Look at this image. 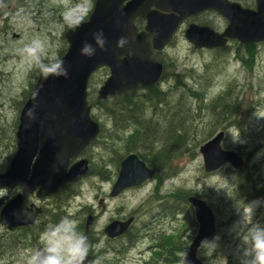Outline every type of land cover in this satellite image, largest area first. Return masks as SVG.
Wrapping results in <instances>:
<instances>
[{
	"label": "water",
	"instance_id": "95a60500",
	"mask_svg": "<svg viewBox=\"0 0 264 264\" xmlns=\"http://www.w3.org/2000/svg\"><path fill=\"white\" fill-rule=\"evenodd\" d=\"M260 2L262 0H259L257 14L250 16L249 11H241L223 0H96L88 20L65 33L69 48L60 59L68 70V77L49 76L45 79L41 75L26 102L18 128V151L10 168L0 173V188L21 186L24 191H31L40 185L41 191H54L89 172L87 158L77 160L70 167L69 161L77 157L101 130L99 122L91 116L93 106L88 100L89 78L98 68L109 66L112 72L99 89L101 99L135 89L139 84L146 86L154 83L163 73V64L156 58L155 52L173 40L185 19L207 8L221 11L230 23L221 33L210 26L190 24L186 35L195 46H224L233 38L245 42L264 39V4ZM153 6L162 9L151 11L149 8ZM138 17L146 20L142 31L135 23ZM98 30H103L108 50L97 48L96 54L91 57L82 55L81 48L85 42L95 46L93 33ZM120 37L129 38L128 47L117 48ZM129 48L134 53L131 56L128 55ZM30 110L34 112L35 119L29 117ZM224 136L225 131L221 130L200 147L206 171L226 163L235 169L244 167L241 154L222 147ZM41 140V157L28 178L31 160ZM154 173L138 154H129L120 165L113 194L143 182ZM190 201L196 208L199 230L186 252L187 264H209L197 256V249L215 231V216L203 199L193 196ZM16 204L21 205V202ZM16 204L12 209L7 206L3 210L1 223L12 226L16 220L20 221L21 213H16ZM131 221L132 218L125 222L114 221L107 226L106 232L115 236L121 232V224L128 226ZM89 226L90 218L87 229Z\"/></svg>",
	"mask_w": 264,
	"mask_h": 264
},
{
	"label": "rangeland",
	"instance_id": "374dc122",
	"mask_svg": "<svg viewBox=\"0 0 264 264\" xmlns=\"http://www.w3.org/2000/svg\"><path fill=\"white\" fill-rule=\"evenodd\" d=\"M75 2L76 0H72V3ZM48 3L50 8L47 12V18L50 19V27L52 25L53 28H56V25L52 24V20H55V18L59 19V12H64V8L63 6L58 5L55 0H49ZM93 3L94 0H92V8ZM55 6L57 7L55 8ZM195 22L203 24L209 23L210 25H222L223 23L218 16L212 14L201 15ZM38 23L42 30H45L42 18L39 16L34 17L33 29L30 30L26 38H31L33 36L32 33L36 32L37 27L39 26L37 25ZM66 29L67 27L65 30ZM184 29L185 27L180 31L172 46H168L165 49V56L170 57L171 63L169 69L165 72V76L156 82L159 89L164 91V95H161V97L164 100H167V103L161 105L162 101L159 100V97L153 95L150 98L152 102L146 103L142 101L139 117L135 119V121L128 122L119 127V125L115 126V123L113 122L112 115L114 113L110 108L114 100L118 104H123V95L115 94L114 96L112 95L106 98L108 99V107L110 108L107 107L106 109H103L104 111L101 109L96 110L97 113L102 114V119L106 125L105 136H100L94 144L89 146V154L91 157L89 160L90 163L91 161H97L95 164L96 170L93 173H88L81 178L79 183L65 190V194L70 192L65 203H67L66 205H71V209H68L67 206L63 205H61V209L66 207L65 211L69 210L74 219L77 218V215H80L83 220H86L87 209L94 208L99 211L101 208V199L104 197L106 208L101 211L103 216L93 224V236L98 237L99 235L104 234V227L111 219L124 220L126 219V216L131 215V213L138 209L140 206L138 203L141 200V197L149 191H153L155 185L159 182L162 184L167 177L170 178L165 180L161 186L163 191H168V189L173 191H192L191 195H194L197 198L200 197L197 195H201L204 192L217 191L215 198H211L209 202L207 201L210 206L214 203H220L218 204V214H216L217 219H215V231L204 241L207 243L203 247L201 244L197 251L200 252L202 250V254L207 258L206 262L210 264H227L230 260L240 263L238 245H240L241 242L236 236V231L239 223L243 219V208H246L247 205H252L254 208V221L264 224V202L263 199L256 202L255 199H253L250 202L249 195H247L248 192L245 191L242 193L238 190L240 187L239 179L241 175H239L237 173L238 171L231 165L226 163L218 166L212 171H206L200 147L212 137L214 138L218 131L222 129L226 130L223 126L218 127L212 136H206L204 140H201L204 135L195 138L196 140L194 139L189 146L187 139L185 143V151L181 152L170 161L174 173L171 175H165V172L169 170V162L165 170L160 171L161 175H164V178L162 180L160 179L158 183L157 181L152 180L150 183L140 185V187L137 185L129 186L121 190L118 194L110 196L109 199L105 193V191H110L118 177L120 168L119 160L122 157L121 155L130 150L128 148L130 144L126 139L137 124L141 125L138 123L139 119L147 118V124L149 126L148 133L144 135L148 142L144 145L145 139L140 138L137 139V142L135 143L137 146L136 150L139 151V154L143 153V155L146 156L150 153L151 148L160 147L163 142V135H169L171 132L170 130H165V126H161L160 128H157V126L162 124L163 109H166L168 104V92L175 86L174 78L176 77L177 79L179 73L186 75L183 77V80L186 83L204 92L206 98L205 103H208L217 96H223V93L229 90L231 91V97L234 98L233 102L240 103L237 109V118L245 128L251 126L250 133L248 136L242 135L240 126L238 125L234 128L233 132H226V136L221 139V145L225 149L233 150L235 152H237L236 150L240 145L244 151L250 150L251 156L249 157L248 169L251 171L250 174L252 179L257 184V189L262 191L264 188V50L249 55L250 60L246 65H242L240 62V55H242L243 52L237 53L235 51L197 47L190 42L186 35V30L188 28ZM225 30L226 29L215 31L221 33ZM47 41L51 45L50 55L57 57L58 52L56 49L59 48L57 34L54 33V35H49ZM61 42L63 43V39ZM226 69L234 76L231 79V82L223 81L229 79L231 75H225L223 77L217 76L213 78L214 72L217 70L221 72ZM107 76L108 70L104 67L97 69L94 74H92L90 84L95 95L98 96L99 87ZM231 86H233L232 89L230 88ZM115 96H119V99H115ZM171 99L174 100L173 97H171ZM189 102L193 104V107L198 106L196 100L192 98L189 99ZM135 103L136 102L131 103L129 106L130 108L128 109H134ZM11 104L12 107L16 108L15 102V105L12 102ZM93 111L95 112L94 109ZM134 111L135 109L133 112ZM202 115L203 117H197L195 120V125H198L199 127L204 126L208 120L206 111L202 112ZM15 116L16 113L13 109L0 116V123L7 128L6 139H10V135L13 134V130L15 129ZM256 116L262 118L258 119ZM232 120H227L226 124H229ZM125 126L126 128L123 130L122 127ZM151 128L155 130L156 138L155 136H151ZM192 133H194V130H192ZM179 138L180 136H177L176 139L180 140ZM157 139L158 143H151L153 140ZM183 140L184 138H182L181 141L183 142ZM194 141H196L195 144ZM189 148L190 150H187ZM98 162L101 165H99ZM70 189L76 192H71ZM76 193H78L79 196L76 197ZM188 193L184 192L183 194L181 193V196H178L183 197L184 202L177 201L176 203L177 211L180 213H178L174 222L176 224L174 225H180L184 220H189L186 213L181 212L180 209L182 207L189 211H192L194 207L197 218L196 208L194 204L188 200ZM61 194L64 196V193ZM199 199H201V197ZM257 203H259L260 206H256ZM160 211L161 208L155 206L153 211H145L141 213L139 215L140 222L137 225V228L142 229L143 224L149 225L151 222L150 220L159 214ZM233 216L235 218H233ZM63 217H66V215ZM61 219L62 218L60 217V220ZM142 231L144 232V229H142ZM174 233H177V231L170 234ZM191 233L192 228H189L178 238V240L176 239L175 243L168 244L169 247H176L179 241L182 245V249L176 251L174 264H181L182 255L179 254H183L191 245V242L193 241L192 237H190ZM12 246V250H16L17 243L12 242ZM95 247L104 252L106 260L109 261V259H113L114 249L112 247L108 250L101 242L95 244ZM137 249H135L133 253H136Z\"/></svg>",
	"mask_w": 264,
	"mask_h": 264
},
{
	"label": "flooded vegetation",
	"instance_id": "af4514ba",
	"mask_svg": "<svg viewBox=\"0 0 264 264\" xmlns=\"http://www.w3.org/2000/svg\"><path fill=\"white\" fill-rule=\"evenodd\" d=\"M49 1V0H48ZM47 0H0V116L2 114H6L11 109L15 110V129L13 130V134L10 135V139H6L7 135V128L0 123V173L6 172L10 166L13 157L18 151L19 145V134L18 128L20 125V117L26 102L28 101L31 93L33 92L38 79L42 75L39 69H32L28 70L26 65L21 62L20 56L17 54L18 50L23 47V45L29 42L33 37L39 36L46 40L49 39V35H54V33L58 36V45L59 48L56 49L58 52V58L60 59L63 57L68 49V41L65 36L67 30L71 29L64 21L63 12H59L60 16L59 19L55 18L52 20V24L56 25V28H53L52 25L50 27V19L47 18V12L49 11V3ZM227 3H230L236 7H238L241 11L242 10H249L252 14H257L259 10V0H223ZM260 4H264V0L260 2ZM57 6H55L56 8ZM212 14L218 16L221 21H223L222 25H210L206 23L205 25H210L218 31H222L226 29L229 25V20L226 16L214 9L210 8L199 15H197L194 19H198L201 15ZM252 14V15H253ZM42 18V22H44L45 30H42L40 24L37 27L35 33H32L33 36L31 38H26L29 34L30 30L33 29V19L34 17ZM142 20V19H141ZM189 21H185L182 25L181 30L187 26ZM203 24V23H200ZM144 25V23H143ZM141 25V27H143ZM67 29L65 30V28ZM179 30V31H181ZM178 33V32H177ZM63 39V43L61 40ZM169 46H172L170 44ZM168 47V46H167ZM166 47V48H167ZM165 48V49H166ZM161 50L156 52L157 58L164 64V75L166 70H168L170 57L165 56L166 50ZM214 49H221L223 51H235L237 53L243 52L242 56L245 55V60L248 62L250 60L248 50L251 51L253 54L259 51L264 50V39L260 40H253L250 42L242 41L238 38L230 39L224 46L216 47ZM60 56V57H59ZM241 61V58H240ZM242 65H245L243 61H241ZM253 71V66H252ZM225 75H231L230 78H233V74L229 71H216L213 73L214 77H223ZM162 77V78H163ZM161 78V79H162ZM229 78V79H230ZM171 79V78H170ZM175 79V86L171 91H169L168 96V104L166 109H163V120L160 126H165V130H168L169 123L175 120L174 117L178 115L179 105L182 107L184 102L187 99H194L198 106L200 105V100L203 99L201 105L203 110H206V107L209 106L213 101H216L217 98L220 96L215 97L214 99L210 100L208 103H205V96L204 92L196 89V87L189 85L183 80V77H176ZM229 79L223 80L228 81ZM177 83V87H176ZM151 85H156V83L150 84L148 86L140 87L141 89L145 90ZM164 94V91L161 90ZM122 94V93H121ZM177 96V97H176ZM174 98V100L171 99ZM162 99V103L166 104L167 100ZM16 104V108L12 107L11 102ZM113 101V100H112ZM14 104V105H15ZM187 107H193L191 102L187 103ZM223 111L221 114H223ZM113 118V115H112ZM231 121L230 114H227L224 121L223 127L226 128V132H233L234 128L238 126L233 122L226 124V121ZM233 121V120H232ZM235 124V125H233ZM102 126V125H101ZM177 127V126H176ZM251 127V126H250ZM175 127H172L173 130ZM103 129V127H102ZM101 129V132H102ZM170 129V131H171ZM251 129V128H250ZM101 132L95 137V139L91 142L94 144L97 139L101 136ZM173 133L170 132L169 135H163V142L160 147H153L150 149V153L146 155V158L140 157L144 162L147 168L154 170L155 173L150 177L146 178L143 182L139 185H145L150 183L152 180L159 182V180L164 178V175H161L160 171H164L168 163L172 160V158L176 157V149H172L169 151V157L163 163V166H154L151 163V154L155 151H161L168 147L169 142L173 140L172 137ZM194 133L192 130L190 134L187 135V138H193ZM156 138V133H155ZM52 141V140H51ZM157 142V140H153L151 143ZM90 144V145H91ZM38 148L33 155L31 160V166L29 168L28 178H30L31 174L34 172V164L39 160L41 157V148H42V140L37 144ZM89 145V146H90ZM158 145V144H157ZM88 146V148H89ZM189 146V145H188ZM238 148V147H237ZM258 148V147H257ZM236 150V149H235ZM239 154H241L244 158V163L247 160L245 165L246 169L240 168L236 169L240 176V184L238 190L240 192H248L249 201L251 202L255 199V202L263 199L264 202V193L259 194L258 192L261 190L257 189V184L254 182L252 177H248L245 174H250L251 171L248 169V162L249 151H244L242 146L240 145L239 148L236 150ZM83 152V151H82ZM99 155V154H98ZM139 155V154H138ZM140 156V155H139ZM86 157L83 153L79 154L78 157L71 158L69 161V167L76 162L79 158ZM90 159L91 157H87ZM97 161L89 160L90 170L91 173L95 172ZM99 165H101L98 162ZM140 164V163H139ZM229 164V163H228ZM98 165V166H99ZM230 165V164H229ZM142 167V165L140 164ZM151 166V167H150ZM68 167V168H69ZM101 170V169H99ZM120 170V168H119ZM245 170V174L243 172ZM174 173V169L171 166V162L169 164V170L165 172V175H171ZM35 175V174H34ZM170 177L164 179L168 180ZM243 179V180H242ZM251 179L252 182L248 181ZM81 178L69 182L62 187L54 190V191H41L40 185L34 187L31 191H24L23 187L17 186L13 188L2 187L0 188V216L3 210L8 206L10 209L16 204V202H21V205L16 204L17 209L15 210L16 213L20 212L21 217L20 221L12 220V226L8 224H3L0 222V264H25L27 254L40 246L39 239L42 232L45 231L51 225H54L60 221V217L63 216H72V213L69 210H66V207L61 209V205L67 206L68 209H71V205H66L65 201H67L68 193H66L67 188H71L73 185L79 183ZM117 180V179H116ZM163 181V182H164ZM116 182V181H115ZM162 182V184H163ZM244 182V185L242 183ZM115 184V183H114ZM162 184L160 182L155 185L153 191H149L145 195L141 197V200L138 204H140L139 208L136 209L131 215L126 216V219H111L104 227V234L99 235L98 237L93 236V224L95 221H98L103 215L101 213L102 210L106 208L105 198L101 199V208L97 211L94 208L87 209V218L83 220L80 215H77L75 220H78V231L83 233L88 237V240L92 247L89 250L87 260L85 264H91V262L98 261L99 264H174V260L176 258V247H169L168 244L175 243L176 239L178 238L189 228H192V233L190 237L194 240L199 230V221L196 218L195 209L193 207L192 211H189L182 207L180 210L181 212H185L188 221L184 220L183 223L180 225H174L176 223L175 220L177 218L179 211H177L176 203L184 202L181 193L184 192L188 193L187 196L188 200L194 195H191L192 191H173L168 189V191H163ZM113 186L110 191H105L108 199L110 196H114L118 194H113ZM136 186V185H135ZM136 188V187H134ZM71 192H76L70 189ZM214 191V190H210ZM264 191V188L263 190ZM61 193H64L62 196ZM215 192H204L200 196L203 199L207 206L211 209L212 213L217 219L216 214L219 211L218 204H212L211 206L207 203L211 198H215ZM79 196L76 193V197ZM74 197V196H73ZM198 197V198H200ZM72 199V198H71ZM70 202V201H69ZM13 205H12V204ZM9 204V205H8ZM160 207L161 211L159 214L154 216L150 221V224H143L144 232L142 229H138L137 225L140 222L139 215L145 211H153L154 207ZM23 210V212H22ZM12 211V210H11ZM11 215V213H10ZM16 215V214H15ZM90 218V226L87 229V224ZM132 218L131 223L128 226H123L121 224V232L115 236H111L106 232L107 226L114 222V221H121L125 222ZM233 218H235L233 216ZM18 219V218H17ZM22 219V220H21ZM18 221V222H17ZM170 222V223H168ZM173 224V225H172ZM177 231V233L170 234ZM217 232V229H216ZM215 232V233H216ZM195 236V237H194ZM214 236V235H213ZM12 242L17 243L16 250H12ZM101 242L104 247H107L109 250L111 247L114 249L113 259L106 260L104 256V252L102 250H98L95 247V244ZM193 242V241H192ZM191 242V243H192ZM138 248V249H137ZM189 248V247H188ZM137 249L136 253H133L134 250ZM188 250V249H187ZM187 250L184 251L183 254H186ZM197 256L204 260L206 256L202 254V250L200 252L197 251ZM166 257V258H165ZM184 257H181V264L184 261ZM138 262V263H136Z\"/></svg>",
	"mask_w": 264,
	"mask_h": 264
},
{
	"label": "clouds",
	"instance_id": "9594fccd",
	"mask_svg": "<svg viewBox=\"0 0 264 264\" xmlns=\"http://www.w3.org/2000/svg\"><path fill=\"white\" fill-rule=\"evenodd\" d=\"M55 2L63 6L64 21L70 28L78 27L92 10V0H76L75 3H72V0H55ZM93 40L95 46L92 43H84L81 48L82 55L91 57L96 54L97 48L101 51L108 50V41L103 30L94 32ZM129 44V38L120 37L116 46L123 49ZM50 49L51 45L46 39L36 36L25 43L17 54L28 70L39 69L45 79L49 76L67 78L68 70L64 67L63 60L50 55ZM133 54L129 48L128 55ZM28 115L31 119H35L32 110ZM256 206H260L259 203ZM253 216L252 205L243 208V219L236 231V236L241 242L238 245L240 264H264V224L254 221ZM78 227L77 220L66 216L46 228L40 235V246L27 254L25 264H85L92 245L88 237L78 231ZM206 243L203 242L202 247ZM179 255L185 256L182 264H187V255ZM91 264H99V262L95 261Z\"/></svg>",
	"mask_w": 264,
	"mask_h": 264
},
{
	"label": "trees",
	"instance_id": "16d2710c",
	"mask_svg": "<svg viewBox=\"0 0 264 264\" xmlns=\"http://www.w3.org/2000/svg\"><path fill=\"white\" fill-rule=\"evenodd\" d=\"M250 55L253 54L251 51H247ZM247 55V53L245 54ZM245 55L241 57V61L244 62V64H247V61L244 59ZM171 59H169L170 62ZM240 61V62H241ZM251 67V66H250ZM169 69V68H168ZM230 78L227 82H231ZM233 86H231L230 88L232 89ZM90 88H91V84H90ZM124 94L122 97V101H124L123 104H118L115 99H119V96H115L113 98L114 102L110 107H108V99H99V96L95 95L94 90L92 91L89 90V103L91 105H93V109L95 110V112H93V118L96 119L97 121H100L103 129L101 132V136H105V130H106V125L102 119V114L101 113H97L96 110L97 109H106L107 107L110 108V110H113V122L116 125H119V127L123 126L124 124H127L128 122H132L135 121V119H137L139 117V114L141 111V103L142 101L148 103V102H152V100L150 99L153 95H157L159 97V100L161 101L163 98L161 97V95H164L163 92L159 89L158 85H151L149 86L147 89L143 90L141 88L139 89H135V90H129L126 92H123ZM231 91H227L225 93H223V96H220L219 98H217L216 101H213L209 106L206 107V110H203L202 105L200 104L198 106V108H189L187 106V103L189 102V99H187L183 106L181 107L179 105V109H178V115L175 118V120L171 121L169 123V127L168 130H170L172 127H175L173 130L171 129V132L173 133L172 137L173 140L169 142V145L167 148L161 150V151H155L154 153L151 154V160L153 161L151 164L154 166H163L164 161L166 160L167 157H169V151H171L172 149H176V154H180L181 152L185 151L186 146L185 143L188 139V145H190L193 140L195 138L200 137L201 135H204V137L201 140H204L206 136H212V134L217 130L218 127L223 126V121L226 117L227 114H230L231 116V120L233 118V123L238 124L240 126V131L242 135H246L248 136V134L250 133V128H245V126H243L240 123V120L237 118V109L239 107L240 103H236L233 102L234 98L231 97L230 95ZM229 99V100H227ZM136 102L134 105V109L135 111L133 112L134 109L129 110L128 108H130V104ZM203 102V99L200 100V103ZM223 111V114H221V112ZM104 111V110H103ZM206 111L207 115H208V120L207 123L204 126H198L195 125V120L197 117H203L202 112ZM105 114V113H103ZM138 123H140L141 125L137 124L136 127L129 133L128 137H127V142H129V151L123 155H121V159L122 160L123 157H125L126 155L132 153V152H136L137 154H139V151L136 150L137 146L135 145V143L137 142V139L143 138L145 139V136L148 133V124H147V118L145 119H139ZM233 124V125H235ZM177 126V127H176ZM126 128L122 127V129L124 130ZM191 130H194V138H187V135L191 132ZM128 131V130H126ZM150 132H152L151 136H155V130H153L151 128ZM177 136H180V140L176 139ZM182 138H184L183 142L181 141ZM147 138L145 139L144 145L148 142L146 141ZM196 140V139H195ZM200 140V141H201ZM196 143V141H194V144ZM187 150H190L187 149ZM194 150V149H193ZM84 156H88L90 157L89 154V148L86 147L83 152ZM140 157L142 158H146V156L143 155V153L139 154ZM248 156H250V151L248 153ZM247 162V160H246ZM246 165V164H245ZM244 168L246 169V167L244 166ZM91 172V170H90ZM244 174H245V170H243ZM248 177H251V174H245ZM248 181L252 182L251 179H249ZM244 185V182L242 183L241 186ZM259 194L264 193V191H259ZM179 246V247H178ZM181 243L178 241L176 249L181 250ZM207 259V258H205ZM207 261V260H204ZM227 264H240L235 262L234 260H230L229 263Z\"/></svg>",
	"mask_w": 264,
	"mask_h": 264
},
{
	"label": "bare ground",
	"instance_id": "6f19581e",
	"mask_svg": "<svg viewBox=\"0 0 264 264\" xmlns=\"http://www.w3.org/2000/svg\"><path fill=\"white\" fill-rule=\"evenodd\" d=\"M109 1H111V0H109ZM153 7H155L156 10H159V11H160V9H162V8H159V7H156V6H153ZM149 9H150L151 11H154V9H151V8H149ZM246 11H249V10H246ZM249 12H250V11H249ZM245 14H246V13H245ZM250 16H251V13H250ZM121 20H122V19H121ZM123 20H124V19H123ZM119 22H121V21H119ZM122 22H124V21H122ZM253 23H254V22H253ZM261 24H262V23H261ZM262 26H263V25H262ZM253 28H254L253 30L255 31V27H253ZM256 29H257V28H256ZM257 30H258V29H257ZM117 32H118V31H117ZM256 32H258V31H256ZM140 34H141V33H140ZM141 35H143V34H141ZM141 35H140V36H141ZM140 36H139V37H140ZM123 56H124V55H123ZM124 57H125V56H124ZM124 57H123V58H124ZM128 57H129V56H128ZM131 58H132V57H131ZM133 58H135V57H133ZM121 59H122V58H121ZM128 59H129V58H128ZM134 60H135V59H134ZM123 64L126 65V62H124ZM124 65H123V66H124ZM133 65H134V64H133ZM130 66H131V65H130ZM124 67H125V66H124ZM126 68H127V67H126ZM129 68H130V67H128V69H129ZM119 72H121V71H119ZM118 74H119V73H118ZM119 75H120V74H119ZM121 76H122V75H121ZM115 78H116V77H115ZM119 82H120V81H119ZM132 153L137 154L136 152H132ZM132 153H130V154H132ZM128 155H129V154H128ZM128 155H126L125 157L122 158V160H121L120 163H119V166L121 165V163L123 162V160H124Z\"/></svg>",
	"mask_w": 264,
	"mask_h": 264
}]
</instances>
